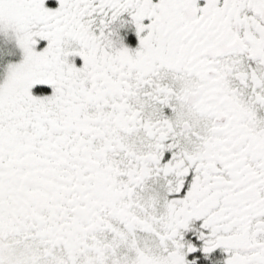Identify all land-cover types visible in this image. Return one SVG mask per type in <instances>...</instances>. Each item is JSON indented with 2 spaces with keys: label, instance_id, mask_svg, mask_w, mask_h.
<instances>
[{
  "label": "flooded vegetation",
  "instance_id": "obj_1",
  "mask_svg": "<svg viewBox=\"0 0 264 264\" xmlns=\"http://www.w3.org/2000/svg\"><path fill=\"white\" fill-rule=\"evenodd\" d=\"M4 1L71 109L0 127V256L264 264V0Z\"/></svg>",
  "mask_w": 264,
  "mask_h": 264
},
{
  "label": "rangeland",
  "instance_id": "obj_2",
  "mask_svg": "<svg viewBox=\"0 0 264 264\" xmlns=\"http://www.w3.org/2000/svg\"><path fill=\"white\" fill-rule=\"evenodd\" d=\"M29 20L28 12L17 11L11 3L0 0V65L3 71L0 78V127L9 138L22 132L28 119L25 114L30 111L55 110L59 113L71 109L60 105L64 100L61 95L38 97L31 92L38 82L46 53L37 46ZM13 263L10 258L0 256V264Z\"/></svg>",
  "mask_w": 264,
  "mask_h": 264
},
{
  "label": "trees",
  "instance_id": "obj_3",
  "mask_svg": "<svg viewBox=\"0 0 264 264\" xmlns=\"http://www.w3.org/2000/svg\"><path fill=\"white\" fill-rule=\"evenodd\" d=\"M1 63H2V60H1V58H0V64H1ZM2 74H3V71H2V69H1V65H0V78H1Z\"/></svg>",
  "mask_w": 264,
  "mask_h": 264
}]
</instances>
